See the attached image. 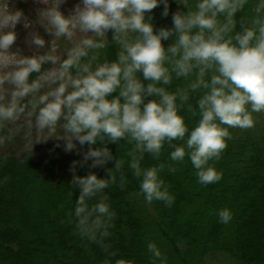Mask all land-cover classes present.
<instances>
[{
  "label": "clouds",
  "instance_id": "9594fccd",
  "mask_svg": "<svg viewBox=\"0 0 264 264\" xmlns=\"http://www.w3.org/2000/svg\"><path fill=\"white\" fill-rule=\"evenodd\" d=\"M39 2L51 4L39 12V23L55 39H71L77 30L104 38L112 30L113 40L122 50L115 62L99 64L93 70L91 60L95 56L87 64L81 62L90 50L105 45L102 40L83 39L70 50L59 69L44 72L43 65H54L58 58L49 52L29 57L13 51L17 41L15 28L22 21L26 27L27 23L21 11L0 10V85L7 83L14 89L8 103H0V123L13 121L24 113L25 106L20 101L39 92L43 83L50 80L58 87L39 96L33 105L34 109L42 105L36 116L37 126L53 130L63 120L66 135L60 139L66 141L65 150L76 149V141L81 146L89 145L83 162L91 160L92 168L115 160L105 137L109 143L135 141L130 167L141 179V192L148 203L163 201L171 207L175 202L160 176L165 165L142 169L140 164L145 153L159 159L165 143L174 148L171 161L183 162L187 156L197 170L198 183L207 186L221 181L223 173L210 162L219 160L226 149V140L231 138L228 129L251 128V113L264 111V19L256 18L251 27L232 34L236 27L234 18L248 0H199L195 11L173 16V29L162 28L158 33L150 18L146 20V14L163 4L166 17L167 0H80L69 16L60 11L65 0ZM260 5L264 7V0H260ZM173 35L177 37L175 43L165 49L162 41ZM53 41L50 50L54 51ZM28 43L44 48L46 41L33 33ZM194 72L196 79L191 90L206 91L198 100L199 122L189 132L177 104L178 100L183 103L189 99L187 91L170 93L158 85L171 84L172 73L176 78H187ZM209 72L214 74L206 79ZM33 73L40 75L30 82ZM137 74H142V79ZM116 92L118 95L112 96ZM152 96L158 99L146 103ZM186 134L184 145H172L176 139L184 140ZM98 142L104 146L91 147ZM77 163L80 162L72 165L74 173ZM121 167L122 161L115 160V169L119 171ZM109 173L110 179L90 173L84 177L74 175L72 181L80 190L75 208L77 229L93 242H102L109 236L115 217L107 196L91 207L87 203L116 183L112 170ZM217 215L222 224L233 219L229 209H222ZM148 251L154 260L163 261L155 243L148 244ZM117 264L134 262L121 260Z\"/></svg>",
  "mask_w": 264,
  "mask_h": 264
},
{
  "label": "trees",
  "instance_id": "16d2710c",
  "mask_svg": "<svg viewBox=\"0 0 264 264\" xmlns=\"http://www.w3.org/2000/svg\"><path fill=\"white\" fill-rule=\"evenodd\" d=\"M198 2L167 0L166 17L163 15L165 6L160 4L146 14V20L150 18L157 33L162 28L173 29V16L178 12L187 14L189 10L195 11ZM256 18L264 19V7L260 5V0H248L234 18L236 27L232 34L251 27ZM219 19L223 22L224 18L221 16ZM92 39L102 40L105 46L90 50L82 64L89 63L95 56L96 59L91 60L94 70L99 64L117 60L122 48L113 40L112 30L104 38L93 36ZM176 39L173 35L162 44L167 49ZM46 68V65L43 66L42 71ZM72 74L75 76V69ZM212 74L209 72L206 79ZM39 75L33 73L30 82ZM137 75L142 79V74ZM195 79V72L187 78H176L172 73L171 84L158 85L170 93L187 91L189 99L183 103L178 100L177 104L189 132L199 122L198 100L206 91L203 88L191 90L190 85ZM44 94L47 93L43 86L39 92L20 101L25 106L24 113L20 115L36 117L42 105L35 109L33 105ZM116 95L118 92L112 94ZM156 99L155 96L148 97L145 102ZM10 123H0V141L6 148L0 153V264H117L121 260L133 261L134 264H209L215 256L226 257L232 264H264V121L239 131L228 129L231 138L226 140V149L219 160L210 162L223 173L221 181L215 184L205 186L198 183L197 170L187 156L183 162L171 161L169 157L174 148L168 143L164 144L159 159L145 153L140 161L142 169L165 165L160 176L175 197L171 207L163 201L148 203L145 200L140 188L141 179L134 175L130 167V153L135 149V141L121 139L117 143H109L105 137L106 146L115 160L122 161V167L117 171L115 160H112L101 167L107 168L106 173H102V169L91 167V160L86 164L83 162V154L89 150V145L81 146L76 141L77 147L72 151L65 150L66 144L60 148L56 146V151L46 148L43 151L47 154L41 158L30 148L24 149L21 144H26L13 134ZM63 123L61 120L56 128L64 131ZM187 138L188 134L184 140L172 141V145H184ZM102 146L98 142L91 147ZM135 155L139 156V152ZM45 162H48L46 167ZM74 162H80L75 173L72 171ZM170 168L176 171L171 172ZM109 170L116 176V183L110 184L101 194L107 196V203L115 217L108 229L109 236L102 242H93L81 236L77 229L75 208L80 195H76L78 187L72 181L74 175L84 177L90 173L101 176V179H110ZM27 171L31 176L21 179L20 175H25ZM33 173L41 176L45 184L42 185ZM17 181L22 183V187L16 186ZM60 190L63 201L54 196ZM24 198L29 200L22 209L20 202ZM39 198L41 204L37 203ZM100 199L96 196L87 203L91 207ZM31 200H36L34 204L37 205L33 208L40 213L36 219L26 209ZM222 209H229L233 214L228 224L219 222L217 213ZM54 226L60 233L54 241H48L47 227L54 230ZM149 243L157 245L163 261L154 260L148 251Z\"/></svg>",
  "mask_w": 264,
  "mask_h": 264
},
{
  "label": "rangeland",
  "instance_id": "374dc122",
  "mask_svg": "<svg viewBox=\"0 0 264 264\" xmlns=\"http://www.w3.org/2000/svg\"><path fill=\"white\" fill-rule=\"evenodd\" d=\"M79 3H80V0H65V2L60 6V11L65 16H69L74 12L76 5ZM50 6L51 4L45 5L44 3L39 2V0H0V10L21 11L24 14L25 21L27 23V27L25 26L24 21H22L20 24L16 26L15 32L17 34V41L15 45L13 46V51H17L19 52L20 55L29 56V57L33 55L44 54L45 52H49V54L54 55L58 58V62L54 65L50 63L45 64L47 68L44 69V72H47L53 69H59L63 61L68 57V53L70 52V50L73 49L77 45V43H79L83 39L93 38V33H83L77 30L71 39L67 37H60L58 39H55V37L49 34L46 31V28L39 23V12L45 9L46 7H50ZM33 33H37L41 38H43L46 41L44 48H37L36 46L30 45L28 43ZM52 41L54 43V51L50 50ZM43 86L45 88L46 93H48L54 90L56 87H58V83H52L49 80L48 82L43 83ZM13 90L14 89L12 85L10 84L5 83L3 85H0V103L7 104L8 101L11 99V92ZM251 115L254 121V125L264 121V111L252 112ZM10 125L12 128L13 134L14 135L16 134L19 138H22L23 143L26 144V145L21 144L22 146H25L24 149L30 148V150H32V152L38 157H41V158L45 157L47 153L44 152L43 150L46 148L56 151L57 150L55 148L56 146L60 148L66 144L65 140L60 139L66 135L64 131L56 127L53 130H49L47 128L40 129L36 124V117L19 115L17 119L11 121ZM232 129L234 131H239V129L241 128L235 127ZM15 149L17 150L16 146H15ZM5 150H6L5 144H2V142L0 141V153L4 152ZM47 163L48 162H45V167ZM101 167L102 166L96 167V170H99V169L101 170L102 169ZM18 168L21 169L19 165H18ZM106 169L103 168L101 172L106 173ZM43 170L44 169H42V171ZM30 176L31 174L27 171L25 172V175H22V176L20 175V178L25 179ZM33 176L39 182H41L42 185L45 184L41 176L38 177V174H35V173H33ZM97 176L98 178L101 177L99 175ZM21 185L22 183H20L19 181L16 182V186L22 187ZM52 186L54 187V185ZM76 195H80L79 189L78 191H76ZM54 196L57 198L59 197L60 200L63 201L64 196H63L62 190H60L58 193H55ZM101 196L102 194H98L97 198L99 199L101 198ZM28 200L29 199L27 198H24V201L21 200L20 205L22 209H25L24 207L25 202ZM38 200L39 201H37V203L41 204V198H39ZM34 203H36V200L35 201L31 200L30 206L26 207V209L28 208L30 214L35 216V219H36V216L39 217L40 213L37 212L36 208H33L34 206L37 205V204L35 205ZM43 226L44 224H42V227ZM47 228L49 230H47L46 239L48 241H54L55 237L58 235V233H60V231H58V228L56 226H54V230L49 227ZM36 237H37V234H36ZM209 264H232V263L226 257L215 256L212 259H210Z\"/></svg>",
  "mask_w": 264,
  "mask_h": 264
}]
</instances>
